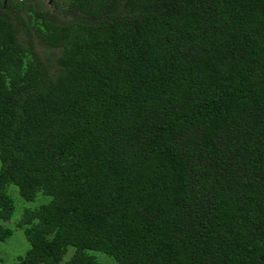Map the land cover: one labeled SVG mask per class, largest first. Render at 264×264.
Returning <instances> with one entry per match:
<instances>
[{"label":"trees","instance_id":"1","mask_svg":"<svg viewBox=\"0 0 264 264\" xmlns=\"http://www.w3.org/2000/svg\"><path fill=\"white\" fill-rule=\"evenodd\" d=\"M56 10L0 0V241L18 211L29 242L14 264H264V0Z\"/></svg>","mask_w":264,"mask_h":264},{"label":"rangeland","instance_id":"2","mask_svg":"<svg viewBox=\"0 0 264 264\" xmlns=\"http://www.w3.org/2000/svg\"><path fill=\"white\" fill-rule=\"evenodd\" d=\"M30 1H32L33 5L42 7L50 18H54L57 20L63 18V16L58 14L56 10V6L60 2V0H30ZM37 48L40 49L41 53L43 52L44 47H42V45L38 44ZM44 52L42 54H44ZM8 190L9 192H11V194H13V198L18 204L20 203L21 200L23 201V199L18 194L17 188L14 185L10 184ZM49 199L50 197L41 196V194H38V196L34 201H32L29 204L28 203L25 204H28L27 206L33 207L39 205L42 202H46ZM18 216H19V212L15 211L11 219L7 222H4L5 224L9 225L12 228V235L6 240L0 241V264H14L17 258L20 255H24V253L29 247V242L27 241L24 235L23 227H18L14 222V220ZM71 252L72 251L70 249L66 254L63 255L62 260L56 264H64V262L69 258ZM97 255L101 256V254L99 253H97ZM40 264H45V263H40Z\"/></svg>","mask_w":264,"mask_h":264}]
</instances>
